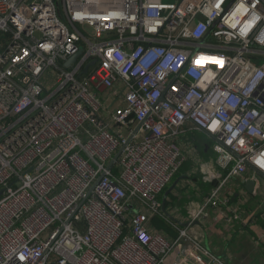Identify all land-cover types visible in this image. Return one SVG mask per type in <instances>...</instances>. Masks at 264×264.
Returning <instances> with one entry per match:
<instances>
[{
	"label": "built area",
	"instance_id": "1",
	"mask_svg": "<svg viewBox=\"0 0 264 264\" xmlns=\"http://www.w3.org/2000/svg\"><path fill=\"white\" fill-rule=\"evenodd\" d=\"M260 177L264 0H0V264H228L193 227Z\"/></svg>",
	"mask_w": 264,
	"mask_h": 264
},
{
	"label": "crops",
	"instance_id": "2",
	"mask_svg": "<svg viewBox=\"0 0 264 264\" xmlns=\"http://www.w3.org/2000/svg\"><path fill=\"white\" fill-rule=\"evenodd\" d=\"M199 152L202 157H211L207 150L202 149ZM185 164H188V170L178 178L180 181L175 189L167 197L164 194L163 198L170 207L185 208L184 206L191 203L201 207L207 204L206 198L210 195L212 187H207V184L203 183L197 162L190 160ZM192 171L196 174H192ZM260 180L264 181V177H260ZM185 196L188 200L180 205L178 201ZM219 196L220 198L228 196L229 202L226 205H220L217 201L209 202L206 214L195 223L193 231L201 236L213 252L223 256L228 264H264V244L261 240L264 235V191L259 189L257 193L250 192L243 178H233L221 189ZM255 208L262 210L261 216H256ZM234 212L239 213V218L229 222L225 215ZM157 220L159 219L155 221ZM200 226L206 227L207 237ZM155 227L164 233L174 235L168 224L161 226L157 222Z\"/></svg>",
	"mask_w": 264,
	"mask_h": 264
},
{
	"label": "rangeland",
	"instance_id": "3",
	"mask_svg": "<svg viewBox=\"0 0 264 264\" xmlns=\"http://www.w3.org/2000/svg\"><path fill=\"white\" fill-rule=\"evenodd\" d=\"M200 150H202L201 148H200ZM207 187H210V185L209 184H207ZM261 189L264 191V181H261ZM207 190H209V189H207ZM230 191V190H229ZM210 192V191H209ZM188 199L186 198V196L185 197H182L179 201H178V203L180 204V205H183L186 201H187ZM177 203V204H178ZM172 205H174V204H172ZM168 209L170 210V212H172V210H173V207H168ZM262 210L261 209H254V213L256 214V216H261L262 215V212H261ZM182 212H183V210H182ZM184 213V212H183ZM247 213H248V211H247ZM175 215H177V212H173V216L175 217ZM179 216V215H178ZM160 220V221H159ZM159 220H157L155 223H157L158 222V224H160L161 226L162 225H164V224H166L167 225V223L165 222V221H163L162 219H160L159 218ZM199 228H201L202 230V232L206 235V237H207V229H206V227L204 226V227H199ZM220 255V254H219ZM221 256V255H220ZM223 257V256H222ZM224 258V257H223ZM225 259V258H224ZM226 260V259H225ZM227 261V260H226ZM228 262V261H227Z\"/></svg>",
	"mask_w": 264,
	"mask_h": 264
},
{
	"label": "water",
	"instance_id": "4",
	"mask_svg": "<svg viewBox=\"0 0 264 264\" xmlns=\"http://www.w3.org/2000/svg\"><path fill=\"white\" fill-rule=\"evenodd\" d=\"M76 55L75 56H72L71 59H70V62L71 61H75L76 60ZM121 151H119V153L115 156V159L119 156ZM179 179H177L176 181H174V183L171 185L170 188H168V190L166 191V197L175 189V187L178 185L179 183ZM254 186H255V182L253 180H248L246 182V188L248 189V191H253L254 190Z\"/></svg>",
	"mask_w": 264,
	"mask_h": 264
},
{
	"label": "trees",
	"instance_id": "5",
	"mask_svg": "<svg viewBox=\"0 0 264 264\" xmlns=\"http://www.w3.org/2000/svg\"><path fill=\"white\" fill-rule=\"evenodd\" d=\"M188 170V164H185L181 170L178 172V174L175 176L174 180L178 179L183 173H185ZM168 189L164 190V193L167 191Z\"/></svg>",
	"mask_w": 264,
	"mask_h": 264
},
{
	"label": "snow or ice",
	"instance_id": "6",
	"mask_svg": "<svg viewBox=\"0 0 264 264\" xmlns=\"http://www.w3.org/2000/svg\"><path fill=\"white\" fill-rule=\"evenodd\" d=\"M21 259H23V257H21Z\"/></svg>",
	"mask_w": 264,
	"mask_h": 264
}]
</instances>
